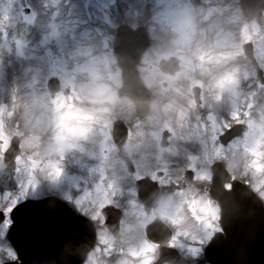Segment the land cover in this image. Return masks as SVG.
Masks as SVG:
<instances>
[{
	"label": "clouds",
	"instance_id": "obj_1",
	"mask_svg": "<svg viewBox=\"0 0 264 264\" xmlns=\"http://www.w3.org/2000/svg\"><path fill=\"white\" fill-rule=\"evenodd\" d=\"M0 264H264V0H0Z\"/></svg>",
	"mask_w": 264,
	"mask_h": 264
},
{
	"label": "water",
	"instance_id": "obj_2",
	"mask_svg": "<svg viewBox=\"0 0 264 264\" xmlns=\"http://www.w3.org/2000/svg\"><path fill=\"white\" fill-rule=\"evenodd\" d=\"M15 215L18 217L21 229L33 231L46 238L45 241L37 243L31 249L33 252L42 251L46 245V240L55 235V224L51 221L43 224L39 223V209L34 205L22 207L15 213Z\"/></svg>",
	"mask_w": 264,
	"mask_h": 264
}]
</instances>
